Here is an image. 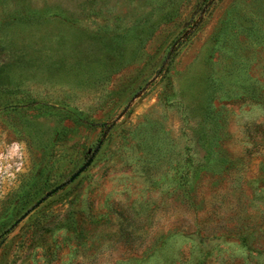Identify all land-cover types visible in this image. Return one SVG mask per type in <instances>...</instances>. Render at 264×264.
<instances>
[{
  "label": "rangeland",
  "instance_id": "374dc122",
  "mask_svg": "<svg viewBox=\"0 0 264 264\" xmlns=\"http://www.w3.org/2000/svg\"><path fill=\"white\" fill-rule=\"evenodd\" d=\"M184 235L264 264V0H0V264Z\"/></svg>",
  "mask_w": 264,
  "mask_h": 264
},
{
  "label": "trees",
  "instance_id": "16d2710c",
  "mask_svg": "<svg viewBox=\"0 0 264 264\" xmlns=\"http://www.w3.org/2000/svg\"><path fill=\"white\" fill-rule=\"evenodd\" d=\"M191 240L185 235L181 238L175 239V244L177 241H180V246L177 247L178 251L173 255L171 253L167 255L165 261H160L157 256H159V249L166 245L168 240H165L164 242L163 240H160L155 244V246H153L152 250L146 253L144 256L140 258H127L119 262V264H205L203 252H201L199 246ZM189 242L190 244H188ZM186 245H190V247L193 248V251L191 252V258H189V255H186V253L182 250V248H185Z\"/></svg>",
  "mask_w": 264,
  "mask_h": 264
},
{
  "label": "water",
  "instance_id": "95a60500",
  "mask_svg": "<svg viewBox=\"0 0 264 264\" xmlns=\"http://www.w3.org/2000/svg\"><path fill=\"white\" fill-rule=\"evenodd\" d=\"M101 142H99V144L97 145V147L95 148V150L93 151V153L91 154V156L87 159V161L63 184L57 186L56 188H54L53 190H51L50 192H48L42 199H40L29 211H27L22 217L21 219L25 218L32 210H34L36 207H38L41 203H43L47 198H49L50 196H52L54 193H56L58 190H60L62 187L72 183L82 172H84L92 163L96 153L98 152L99 148H100ZM20 219V220H21ZM19 220V221H20Z\"/></svg>",
  "mask_w": 264,
  "mask_h": 264
}]
</instances>
